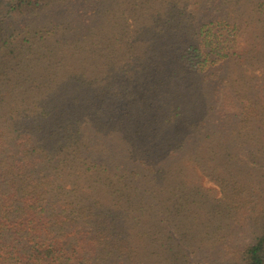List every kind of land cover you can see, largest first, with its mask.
I'll use <instances>...</instances> for the list:
<instances>
[{"label": "trees", "instance_id": "trees-1", "mask_svg": "<svg viewBox=\"0 0 264 264\" xmlns=\"http://www.w3.org/2000/svg\"><path fill=\"white\" fill-rule=\"evenodd\" d=\"M241 229L264 264V0H0V264H206Z\"/></svg>", "mask_w": 264, "mask_h": 264}, {"label": "rangeland", "instance_id": "rangeland-1", "mask_svg": "<svg viewBox=\"0 0 264 264\" xmlns=\"http://www.w3.org/2000/svg\"><path fill=\"white\" fill-rule=\"evenodd\" d=\"M250 152L251 151L248 149L244 153L246 154V156H248L251 154ZM251 234L252 233L250 230L241 229L235 232V235L232 238L233 241H231L230 246L228 248L226 249L224 248L223 242H221L218 245L209 246L207 248V253L204 254V258H205L204 260L206 264H234L232 263V261H230V259H228L227 257H224V255L226 254V251H229L230 249L234 247H238V248L242 247L243 245L248 243L249 240L251 239ZM192 258L194 259V257ZM201 259H202L201 257L195 258L194 262L196 263L194 264H200L199 262L201 261ZM201 264H202V261H201Z\"/></svg>", "mask_w": 264, "mask_h": 264}]
</instances>
